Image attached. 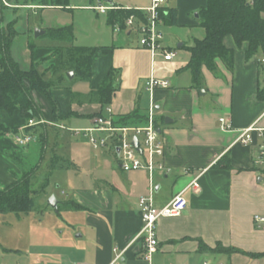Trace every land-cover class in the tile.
Segmentation results:
<instances>
[{
  "label": "crops",
  "instance_id": "0c3cea01",
  "mask_svg": "<svg viewBox=\"0 0 264 264\" xmlns=\"http://www.w3.org/2000/svg\"><path fill=\"white\" fill-rule=\"evenodd\" d=\"M206 1L168 0L166 3V8L176 7L178 11L177 24L169 25L170 38L173 42L180 41L179 47L192 46L195 39L205 37V29L200 26L195 12L205 6ZM8 2L14 3L12 0ZM113 2L143 9L149 6L151 0ZM60 9L61 6H36L35 10H41L42 15L39 28L46 30L71 25L64 19L67 17ZM163 25H160V30ZM127 31L114 32L111 45H102L107 50L96 55L90 81L92 87H95L112 67L118 70L119 88L110 104L112 111H107V116L127 114L136 108L148 116L153 107L154 124L164 143V153L156 156L155 160L162 163L164 168H156L152 176L146 169L124 171L110 141L106 146L108 148H104L110 153L114 152L115 162L108 163V171L102 176L91 174L81 179L76 175L79 170L77 163L65 157L75 165L52 173L43 194L46 196L43 204L52 194L49 189L55 172L75 170V176L64 181L65 188L62 191L66 195L59 197V203L73 200L83 208L55 209L57 214L52 210L41 215V222L49 214L55 215L59 221L56 229L52 230L54 233H49L50 229L42 225L36 229L53 236L52 240L46 242L53 248L51 257H56V262L60 264H109L121 253L122 264H151L144 258L139 198L152 194L156 206L161 207L176 194L183 192L188 201L184 212L178 216L162 217L158 221L159 245L154 256L158 264H203L205 261L211 264H264V229L257 228L254 222L255 214H264L263 169L255 163L261 141L257 136L247 144L238 140L241 131L254 123L264 127V100L258 97V92L264 88V60H260L257 55L247 58L248 43L237 46L233 37L227 36L226 46L235 51L234 67L228 68L221 59L217 60V73L203 67L204 86L197 89L191 87L190 71H178L175 78H170L162 73L164 69L161 66L158 67L162 62L171 64L175 56L172 60H165L158 53L152 55L140 45L139 40L136 43L126 41L125 35L131 36L134 29ZM43 35L45 33L40 36ZM34 43L36 47L33 56L36 61L52 56L58 49ZM167 47L174 51L171 46ZM12 54L22 68L30 67L32 51L28 39L24 44H15L14 41ZM52 58V62L56 63L60 61L61 55L58 57L56 54ZM189 59L190 54L178 70ZM180 73H185L186 79ZM151 76L167 79L171 86L157 87L151 92L146 87ZM32 94L43 113L42 118L54 122L49 102L35 91ZM53 94L60 118L57 124L65 129L57 125L40 127L45 131L47 142L41 151L43 157L36 163L40 164L39 170L48 160V171L53 157L61 154L65 156L64 150L71 146L69 133L72 130L67 128L65 122L76 127L80 123L72 119V116L89 117L86 129L92 128L95 117L90 116L102 109L98 102H83L79 96L75 99V95L82 94L70 87L56 88ZM0 113V121L7 126L25 124L19 112L13 116ZM221 117L226 118L225 126L220 121ZM94 132H97L95 135L107 134ZM9 134L0 136V152L16 151L27 157L31 150L21 152V147ZM37 142L40 143L39 140ZM55 143L58 144L57 148ZM48 149L52 150L49 157L45 152ZM7 169L13 168L9 167L4 156H0V188L13 183L18 174L23 172V169L11 172ZM68 196L70 198L67 200ZM200 244L210 248L222 244L238 251H200Z\"/></svg>",
  "mask_w": 264,
  "mask_h": 264
},
{
  "label": "trees",
  "instance_id": "16d2710c",
  "mask_svg": "<svg viewBox=\"0 0 264 264\" xmlns=\"http://www.w3.org/2000/svg\"><path fill=\"white\" fill-rule=\"evenodd\" d=\"M35 1L45 6H68V3L62 2V0ZM107 14L108 25L113 28L116 24H119L121 31L126 30V22L131 15L137 16V23L146 20L145 13L135 8H114L110 9ZM198 19L200 26L205 29V37L195 39L192 46L186 47L190 52V59L181 68V70L191 72V87L203 88V67L217 73L218 59H221L228 68L232 69L234 67L235 51L233 48L226 46L225 38L227 36H232L237 46H242L245 42L248 43L247 58L258 53H261L264 57V0H207L206 5L199 9ZM177 22V8L167 7V10L161 14L160 25H176ZM17 34L14 20L9 22L7 26L0 28V112H5L10 116L19 112L25 123L31 119L41 120V116H43L41 109L32 94L35 91L49 102L56 121L59 118L58 104L53 91L60 88L61 84L68 80L65 71H74L75 75L79 74L83 80L89 81L93 75V62L96 55L100 51L107 50V48L105 46H61V64L64 71L63 74L61 73L57 77L56 82V80L47 78L45 72L40 71L41 62L50 59L51 55L41 61H36L33 56L35 43H29L32 51L30 67L28 69L21 67L12 54V45ZM45 35L63 41L72 40L74 38V28L72 24L62 27H50L45 30ZM117 73L118 70L112 67L102 81L91 89L88 100H96L102 107L101 111L96 114L98 116L107 117L104 112L110 107L114 94L119 88L116 80ZM258 97L264 100V88L258 92ZM112 123L115 127L144 126L148 124V116L140 113L139 109L136 108L130 113L112 116ZM155 126L157 127V125ZM40 127L41 125L27 127L25 132L34 133L39 142L42 143V148H44L46 136L45 131H42ZM16 132H18L17 126H7L0 121V136ZM110 144L117 149L120 141L118 138H111ZM55 156L49 165L47 175L44 176L42 182L40 181L42 184L39 188H34V181L40 164L23 169L22 174L13 183L0 188V214L5 212L30 213L36 206L33 194L38 191L42 194L45 193L52 173L55 170L69 169L75 165L69 159H61L59 158L60 155ZM82 208L81 204L73 200L63 201L58 205L59 211ZM203 250L229 253L238 251L222 244H218L215 248L200 244V251Z\"/></svg>",
  "mask_w": 264,
  "mask_h": 264
},
{
  "label": "rangeland",
  "instance_id": "374dc122",
  "mask_svg": "<svg viewBox=\"0 0 264 264\" xmlns=\"http://www.w3.org/2000/svg\"><path fill=\"white\" fill-rule=\"evenodd\" d=\"M12 1L14 3L8 2V0H0V28L7 26V24L13 20L15 21V30L16 32H18L15 37V44L20 42H23L24 44L28 39L29 43L36 42L40 46L57 47L58 49L55 50L52 56L57 54L59 57V55H61V46H102L109 44L111 45L113 41V35L115 31L107 23L108 14L101 13L98 9L94 8V6H99L100 4L107 6L108 3L104 0H62V2H67L68 6L61 7L62 9L60 10L62 11V13H65L64 16L67 17L64 19H66V21H69V24H72L74 28V38L72 40L64 41L51 38L48 35L38 37L35 35L36 30L41 24L42 17L41 10H35V7H45V5H41L35 0ZM117 1L125 2L127 0ZM115 4L116 3H114L115 9L126 8V6ZM61 11L60 14H62ZM170 27V25H163L161 27V30L163 31V46L164 48H168L167 46H171L174 49L176 55L174 61L171 62V64L162 62L161 64H158V67L161 66V69H164L162 72L163 74L169 75L170 78H175L178 71H183L181 69L178 70V68L181 67V65L186 61V58L190 53L185 48V45L184 47L178 46L180 41L173 42V39L170 38ZM127 30H124V32H128ZM140 35L141 34L137 30V28H134V33L131 36L125 35V39L126 41L136 43L137 40H140ZM157 53L162 55L164 58L163 51H158ZM52 56L50 58L51 60L48 59L43 63L41 62L39 69L40 71L45 72L47 78L56 80L57 82V77L61 73L63 74L64 70L62 69L63 67L61 64V59L60 61L53 63L52 60L54 58H52ZM257 56L260 60H264V57L261 53H258ZM70 72L65 71V75L67 76L68 80L64 81V83L61 84L60 88L70 87L71 90L82 94L83 97L78 94L75 95V99H77L79 96L81 98V101L83 102H96V100H88L89 94L92 89L91 81L83 80L79 74L73 76L74 78L72 79L69 77ZM96 72H99L98 68L96 69ZM184 74L185 73H180V76L186 79L187 75ZM262 79H264V72ZM116 80L119 84L120 80H118V73ZM107 111L104 112V115L106 116ZM94 116L97 117L98 115ZM109 116L111 115L109 114L107 117ZM42 117L43 116H41V121L34 119L35 123L32 125H30L29 121H27L25 124L17 126L18 131L25 132V129H27V127H36L40 125L41 128L53 127L54 125H57L65 129L64 126L57 124V122L60 121V118H58V116V119L54 122H48ZM71 118L79 121L80 124L75 127L74 125L71 126L68 122H65L67 128L72 130V132L69 133L71 138L69 139L71 140V146H69V149L66 150H64L65 148H63L65 156L61 154L59 158L64 159L65 157H67L75 161L79 166V170L76 171V175H79L81 179H86V175L90 176L91 174L95 176H102L106 171H108V163L115 162L114 152H108V150L105 149L108 147L95 149L91 145L90 134H97V132L87 131L86 127L90 122L89 117L84 118L72 116ZM62 128L60 130H63ZM32 134L34 135L35 140L29 143L27 146H20L21 149H19L21 152H28L30 149L31 153L27 157H25L23 154L20 155L18 151V153H16V151H10L8 153L0 152V156L2 158L4 156L8 161L9 167L13 168L7 169L6 171L11 172L12 170L18 171L19 169L22 170L24 168H29L35 165L37 161L40 160L42 145L37 142V136L34 133ZM9 135L13 138L11 133ZM141 138H143V136H141ZM45 142H47L46 139ZM54 146L55 148H57L58 144L55 143ZM51 151L50 149L45 151L48 153V157ZM46 162H48V160L45 161V164L41 168L42 170L38 171L36 179L34 181V188L36 189L40 187V185L42 184L40 183V181L42 182L44 176L48 173V171L46 170ZM260 168L264 169V166L261 165ZM1 173L2 172L0 171V181L2 178ZM19 175L20 174H18V176ZM73 175L75 176V170L56 171L53 175V179L51 178V188L49 187V190L52 192L51 195H55L58 200H60L59 197L63 198L62 195H66V193L62 191L63 188H65L64 181H66L68 177H72ZM37 179L39 182L37 181ZM53 181L55 182L52 184ZM56 181H58V184H61L60 187H58ZM33 195L36 206L30 213L5 212L0 214V264H60L56 262V257H51L50 253L53 248L51 247V244L46 243L48 240H52L53 236L46 232L36 230L37 228H40L39 226L42 225L50 229L49 233H54L52 230L56 229L57 225L59 224V221L57 220L58 218L55 217V215L49 214L46 217L47 219H45L43 222H41L40 219L43 213L50 212L52 210L56 212V210L48 205V199L47 202L45 201V205H43L45 197L41 192H35ZM69 198L70 197L68 196L67 200ZM60 229L61 228H58V230ZM65 230H67V228H65Z\"/></svg>",
  "mask_w": 264,
  "mask_h": 264
},
{
  "label": "built area",
  "instance_id": "2783aa9c",
  "mask_svg": "<svg viewBox=\"0 0 264 264\" xmlns=\"http://www.w3.org/2000/svg\"><path fill=\"white\" fill-rule=\"evenodd\" d=\"M100 1V0H98ZM167 0H151L149 6L141 10L146 15V20L137 23V16L131 15L127 22L126 29L137 28L140 35L139 43L144 48L148 49L152 55L157 54L158 51L164 52L165 60H172L176 53L173 50L164 48L163 46V34L160 30V18L163 11H166ZM101 13L107 14L110 9L115 8L114 5L108 4L107 6L100 4L94 6ZM131 8V7H126ZM113 30L121 32V27L116 24ZM171 82L167 79H158L153 76L146 83L147 89L151 92L155 88H169ZM109 112L112 109L107 108ZM264 116V113H263ZM223 126L226 125V118H220ZM30 125L34 124V119L29 120ZM88 132L102 131L107 132L105 135L90 134V142L95 149L104 148L108 145L111 138H118L120 144V153L118 158L121 167L124 171H133L139 169H146L152 176L156 168L163 169L162 163H157L156 156H161L164 153V143L160 140V134L157 127L154 124V112L153 107L150 109L148 115V124L144 126L135 127H115L112 123V117L97 116L94 119L93 127L87 129ZM132 132V133H130ZM13 139L19 146H27L29 143L35 140L34 135L27 132L11 133ZM134 136L138 137L142 153L133 143ZM143 136V138H141ZM260 138V144L257 151V157L255 163L259 166H264V127L258 126L254 123L241 131L238 140L242 143H250L254 141V137ZM263 179L262 185L264 188V169L262 171ZM188 201L183 192L176 194L167 204L164 206H156L154 196L152 194L144 195L139 198V208L143 221V226L140 232V236L144 241V258L151 264H158L154 260V256L158 250L159 237L157 224L160 218L178 216L184 212L187 208ZM254 222L257 228L264 229V214H255ZM122 254H118L109 264H122ZM203 264H211L210 261H205ZM224 264V263H221Z\"/></svg>",
  "mask_w": 264,
  "mask_h": 264
},
{
  "label": "water",
  "instance_id": "95a60500",
  "mask_svg": "<svg viewBox=\"0 0 264 264\" xmlns=\"http://www.w3.org/2000/svg\"><path fill=\"white\" fill-rule=\"evenodd\" d=\"M105 1H106L108 4H110V5H114L113 0H105ZM195 16L199 17V13L196 12ZM44 33H45V30H44V29H40V28H38V29L36 30L35 35L38 37V36H40V35H42V34H44ZM73 76H74V71H71V72L69 73V77H70V78H73ZM201 92H204V91L201 90ZM133 143H134V145L138 148V150L142 153V148L140 147V142H139L137 136H134V138H133ZM116 151H117V154H119V153H120V147H118V148L116 149ZM48 205L51 206L52 208L56 209V210L58 209L59 200L56 198L55 195H51V196L48 198Z\"/></svg>",
  "mask_w": 264,
  "mask_h": 264
}]
</instances>
